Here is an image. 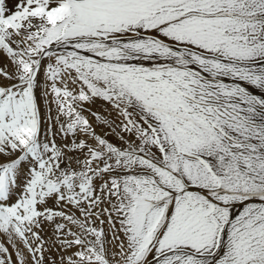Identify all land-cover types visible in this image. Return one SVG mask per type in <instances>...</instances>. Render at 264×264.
<instances>
[{
  "label": "snow or ice",
  "instance_id": "1",
  "mask_svg": "<svg viewBox=\"0 0 264 264\" xmlns=\"http://www.w3.org/2000/svg\"><path fill=\"white\" fill-rule=\"evenodd\" d=\"M0 264H264V0H0Z\"/></svg>",
  "mask_w": 264,
  "mask_h": 264
},
{
  "label": "rangeland",
  "instance_id": "2",
  "mask_svg": "<svg viewBox=\"0 0 264 264\" xmlns=\"http://www.w3.org/2000/svg\"><path fill=\"white\" fill-rule=\"evenodd\" d=\"M13 4H14V0H8V6L9 8H12L13 7ZM41 79H43V77L41 76ZM251 90V89H250ZM37 96L39 98L40 96V89H37ZM101 101L100 100H96L94 103H88V102H84L83 104V108L84 109H92L93 111L95 110H98L101 106ZM52 111H51V115L53 117V120H52V124H53V130L54 131H58V125L55 124V116H56V109H55V106L52 105ZM48 115L47 113V109L45 108L42 100H41V118H42V130H44V128L47 127V120H46V116ZM83 115L89 119L90 123H92L93 125V128L94 130L99 133V134H104L106 133L108 130L101 126V125H98L97 121L94 119V117L91 115V113L87 110L83 111ZM64 117H61V120H63ZM57 126V127H55ZM43 132V131H42ZM108 138L113 141V142H116V138L115 136L109 134L108 135ZM72 137H67V140H71ZM55 140L57 142V144H61L63 142H65V137L61 134V135H56L55 136ZM89 142H91L89 140ZM50 206H52V202L50 201L49 202ZM75 211V210H74ZM78 216H79V212L76 213ZM105 227V230L107 231V224L104 225ZM51 234V226L49 225H45V231L43 233V235L45 236V238H47L49 235ZM53 255H55V253H53Z\"/></svg>",
  "mask_w": 264,
  "mask_h": 264
},
{
  "label": "bare ground",
  "instance_id": "3",
  "mask_svg": "<svg viewBox=\"0 0 264 264\" xmlns=\"http://www.w3.org/2000/svg\"><path fill=\"white\" fill-rule=\"evenodd\" d=\"M53 109V108H52ZM55 127H57V126H55ZM43 131V130H42Z\"/></svg>",
  "mask_w": 264,
  "mask_h": 264
}]
</instances>
